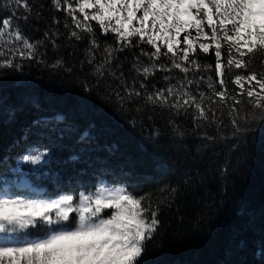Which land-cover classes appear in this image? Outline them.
<instances>
[{
  "label": "trees",
  "instance_id": "1",
  "mask_svg": "<svg viewBox=\"0 0 264 264\" xmlns=\"http://www.w3.org/2000/svg\"><path fill=\"white\" fill-rule=\"evenodd\" d=\"M26 2L31 11L15 5L0 10V20L14 12L13 29L18 24L22 36L36 46L35 58L15 57L20 68H0L3 166L12 165L28 143L39 139L54 152V159L40 173L27 174L42 192L60 188L78 192L106 181L135 187L141 195L149 193L162 210L161 224L138 264H264V123L248 126L241 121L248 130L234 132L227 107L231 99L226 105H213L218 119L212 122L197 118L194 107L177 112L146 102L148 93L200 76L202 83L189 86L198 99L200 92L212 96L208 76L219 91L214 45L209 53L197 45V52L190 56L201 65H212L213 70L190 72L186 78L179 69L157 70L145 78L133 69L134 63L171 67L169 57L152 61L142 55L141 50L150 53L154 48L138 37L119 50L115 34H103L94 21L90 23L99 47L90 53L89 34L81 33L82 40L70 38L71 31L79 30L66 6L57 9L52 0ZM3 3L6 0H0ZM25 16L27 20L19 19ZM108 46L117 50L100 75L96 68L104 62ZM4 51L8 53L7 48ZM227 51L222 46L225 62ZM262 61L264 55L257 53L246 70H226L229 96L239 92L232 83L234 76L264 72ZM130 87L141 95H129ZM241 99L237 107L242 114L254 111L246 96ZM58 116L63 119L57 120ZM37 119L48 124L39 134L33 127ZM84 133L89 134L87 144L80 142ZM205 135L212 139H204ZM74 155L80 159L72 161ZM3 166L0 173L9 175L3 173ZM172 188L177 193L172 194Z\"/></svg>",
  "mask_w": 264,
  "mask_h": 264
},
{
  "label": "snow or ice",
  "instance_id": "2",
  "mask_svg": "<svg viewBox=\"0 0 264 264\" xmlns=\"http://www.w3.org/2000/svg\"><path fill=\"white\" fill-rule=\"evenodd\" d=\"M52 2L57 9L66 6L75 29L79 30L71 31L70 38L82 40L85 36L81 33L91 36L90 53L99 47L90 23L94 21L103 34H115L121 45L119 50L131 46L132 39L138 37L140 42L154 48L150 53L141 50L142 55L152 61H158L161 56L169 57L171 67L154 62L147 66L134 63L133 69L145 78L157 70L179 69L185 78L190 72L213 70L212 65H201L190 56L197 52V45L203 53H209L214 45V73L219 78L220 90H215L212 76L207 77V87L217 100L204 92L199 93L198 99L189 90L190 85L204 81L200 76L198 80L185 79L178 86L169 84L167 88L148 93L146 102L177 112L194 107L197 118L212 122L218 119L213 105L223 106L231 99L232 103L227 107L234 132L242 134L248 130L241 127V121L248 126L264 123V72L236 74L232 83L239 87V92L232 96H229L225 79L226 70H246L252 57L257 53L264 55V0H64L63 5L61 0ZM12 5L31 11L26 0L23 3L22 0H6L0 10H7ZM14 19L17 17L13 12L0 20V41H3L0 44V68H20L21 65L15 62L16 56L21 59L36 56V46L22 36L18 24L13 30ZM19 19L27 20L28 17ZM206 28L211 30L210 34ZM181 34H184L182 41ZM9 36L11 41L5 39ZM16 42H22L23 47L15 50L10 47L5 53L4 48ZM224 45L228 50L226 62L222 59ZM162 48L166 50L162 51ZM116 50L111 46L104 49L105 60L96 68L97 73L103 75L101 68ZM135 59L139 61V57ZM94 60L93 56L88 63ZM60 64L57 60L56 66ZM143 88L144 84H141ZM128 91L129 95H141L135 88L130 87ZM245 96L254 111L242 114L237 106L243 103L241 98ZM33 127L39 134L48 124L37 119L33 121ZM204 139L212 138L205 135ZM88 141V133L81 135V143ZM52 159L53 149L44 146L39 139L28 143L23 154L16 157L18 165L32 166L29 171L36 173ZM70 159L78 161L80 157L74 155ZM3 164L4 159L0 158V167ZM177 191V188L170 189L172 194ZM161 211L158 203H152L149 193L138 194L135 187L128 185L98 183L92 189L78 192L60 188L47 193L29 184L3 181L0 182V264H138V258L161 224ZM34 229L43 231L32 238Z\"/></svg>",
  "mask_w": 264,
  "mask_h": 264
},
{
  "label": "rangeland",
  "instance_id": "3",
  "mask_svg": "<svg viewBox=\"0 0 264 264\" xmlns=\"http://www.w3.org/2000/svg\"><path fill=\"white\" fill-rule=\"evenodd\" d=\"M137 15H141V13H137ZM14 30V29H13ZM206 31L209 32L210 34V31L208 29H205ZM184 34H181V36L183 37ZM193 37L195 36V31L193 30V33H192ZM5 39L11 41V37H6ZM3 41H0V44H2ZM159 43V41H158ZM13 48V50H15L16 48H22L23 47V44L22 42H16L14 45L13 44H9L7 47V49L9 48ZM247 87V85H246ZM32 166H20L18 165L17 163V160L16 158L13 159V162H12V165H4L3 166V173H9V175H4L2 174V179H0V182H3V181H7L9 184H19V185H24V184H29L31 185L33 188L39 190V191H43L42 188H39V187H35L33 186L30 181H29V177H28V173H36V172H32V171H29V168H31ZM14 169H19L17 171H13ZM101 183H107L109 185H112L111 183L109 182H106V181H103ZM110 214V210H109V213ZM43 230L39 231V232H34L32 230V238H35L37 236H40L41 233H42Z\"/></svg>",
  "mask_w": 264,
  "mask_h": 264
}]
</instances>
